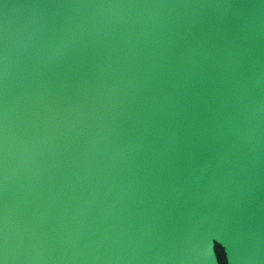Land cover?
<instances>
[{
	"label": "water",
	"instance_id": "water-1",
	"mask_svg": "<svg viewBox=\"0 0 264 264\" xmlns=\"http://www.w3.org/2000/svg\"><path fill=\"white\" fill-rule=\"evenodd\" d=\"M215 244L264 264V0H2L0 264Z\"/></svg>",
	"mask_w": 264,
	"mask_h": 264
},
{
	"label": "rangeland",
	"instance_id": "rangeland-1",
	"mask_svg": "<svg viewBox=\"0 0 264 264\" xmlns=\"http://www.w3.org/2000/svg\"><path fill=\"white\" fill-rule=\"evenodd\" d=\"M218 246H220V245H219V244H215V246H214L215 252H216V248H217ZM220 247H221V246H220ZM221 248H222V247H221ZM222 249H223V248H222ZM216 256H217L218 261H219L220 264H228L227 257H226V254H225L224 250H223V253H221V254H218V253L216 252Z\"/></svg>",
	"mask_w": 264,
	"mask_h": 264
},
{
	"label": "trees",
	"instance_id": "trees-1",
	"mask_svg": "<svg viewBox=\"0 0 264 264\" xmlns=\"http://www.w3.org/2000/svg\"><path fill=\"white\" fill-rule=\"evenodd\" d=\"M216 252H217L218 254H221V253H223V249H222L220 246H218V247L216 248Z\"/></svg>",
	"mask_w": 264,
	"mask_h": 264
},
{
	"label": "snow or ice",
	"instance_id": "snow-or-ice-1",
	"mask_svg": "<svg viewBox=\"0 0 264 264\" xmlns=\"http://www.w3.org/2000/svg\"><path fill=\"white\" fill-rule=\"evenodd\" d=\"M0 2H2V0H0ZM5 7H7V5H4Z\"/></svg>",
	"mask_w": 264,
	"mask_h": 264
}]
</instances>
